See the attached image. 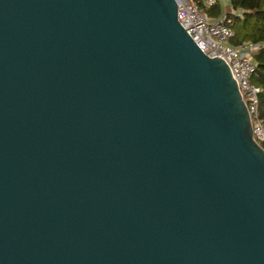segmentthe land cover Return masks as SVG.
Wrapping results in <instances>:
<instances>
[{
	"label": "water",
	"instance_id": "water-1",
	"mask_svg": "<svg viewBox=\"0 0 264 264\" xmlns=\"http://www.w3.org/2000/svg\"><path fill=\"white\" fill-rule=\"evenodd\" d=\"M0 264H264V146L178 0H0Z\"/></svg>",
	"mask_w": 264,
	"mask_h": 264
},
{
	"label": "built area",
	"instance_id": "built-area-1",
	"mask_svg": "<svg viewBox=\"0 0 264 264\" xmlns=\"http://www.w3.org/2000/svg\"><path fill=\"white\" fill-rule=\"evenodd\" d=\"M220 0H178V18L201 49L210 56L222 54L236 79L247 104L257 141L264 142V121L259 117V93L262 88L252 81L257 63L254 54L260 43L245 41L236 46L230 40L235 31L230 26L228 12L212 19L204 7Z\"/></svg>",
	"mask_w": 264,
	"mask_h": 264
},
{
	"label": "trees",
	"instance_id": "trees-1",
	"mask_svg": "<svg viewBox=\"0 0 264 264\" xmlns=\"http://www.w3.org/2000/svg\"><path fill=\"white\" fill-rule=\"evenodd\" d=\"M227 9L230 26L235 34L230 42L240 45L245 41L260 43L254 58L257 63L252 81L262 88L259 93V117L264 121V0H229ZM225 10L219 1L217 4L204 7V11L212 18H217ZM264 146V142H263Z\"/></svg>",
	"mask_w": 264,
	"mask_h": 264
},
{
	"label": "crops",
	"instance_id": "crops-1",
	"mask_svg": "<svg viewBox=\"0 0 264 264\" xmlns=\"http://www.w3.org/2000/svg\"><path fill=\"white\" fill-rule=\"evenodd\" d=\"M220 2L224 5V7H228L229 4V0H220Z\"/></svg>",
	"mask_w": 264,
	"mask_h": 264
},
{
	"label": "rangeland",
	"instance_id": "rangeland-1",
	"mask_svg": "<svg viewBox=\"0 0 264 264\" xmlns=\"http://www.w3.org/2000/svg\"><path fill=\"white\" fill-rule=\"evenodd\" d=\"M225 12H227V9H226V7H225V10H224ZM259 142V141H258Z\"/></svg>",
	"mask_w": 264,
	"mask_h": 264
}]
</instances>
